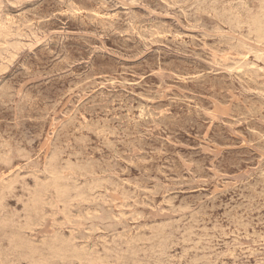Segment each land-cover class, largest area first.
Masks as SVG:
<instances>
[{
    "label": "rangeland",
    "instance_id": "374dc122",
    "mask_svg": "<svg viewBox=\"0 0 264 264\" xmlns=\"http://www.w3.org/2000/svg\"><path fill=\"white\" fill-rule=\"evenodd\" d=\"M263 3L0 0V264H264Z\"/></svg>",
    "mask_w": 264,
    "mask_h": 264
},
{
    "label": "bare ground",
    "instance_id": "6f19581e",
    "mask_svg": "<svg viewBox=\"0 0 264 264\" xmlns=\"http://www.w3.org/2000/svg\"><path fill=\"white\" fill-rule=\"evenodd\" d=\"M264 4V3H263ZM248 12V11H247ZM254 12V11H253ZM252 13V12H251ZM253 14V13H252ZM260 14V13H259ZM262 16V15H261ZM254 17H256V15L254 16ZM253 17V18H254ZM263 17V16H262ZM261 17V18H262ZM264 18V17H263ZM259 19V18H258ZM245 21V20H244ZM264 21V20H263ZM261 23V22H260ZM257 24V23H256ZM256 27V26H255ZM251 28V27H250ZM263 29V28H262ZM255 32V31H254ZM260 37V36H259ZM264 37V36H263ZM261 38V37H260ZM54 172V171H53ZM54 178V177H53ZM6 183V182H5ZM60 183V182H59ZM9 184V183H8ZM90 184V183H89ZM93 184V183H92ZM45 185V184H44ZM55 185V184H54ZM97 185V184H96ZM42 186H43V184H42ZM91 187H93V186H91ZM42 188V187H41ZM89 188V187H88ZM10 189V188H9ZM6 190V189H5ZM46 190V189H45ZM4 191V190H3ZM8 191H10V190H8ZM67 191V190H66ZM47 192V191H46ZM3 193V192H2ZM1 193V194H2ZM58 193V192H57ZM0 194V195H1ZM92 194V193H91ZM38 195H40V194H38ZM58 195V194H57ZM66 195V194H65ZM79 195V194H78ZM4 197V196H3ZM37 197V196H36ZM40 197V196H39ZM47 197V196H46ZM84 198V197H83ZM3 199V198H2ZM87 199V198H86ZM89 199H91V198H89ZM35 200V199H34ZM62 200V199H61ZM1 203V202H0ZM1 205V204H0ZM42 206V205H41ZM23 240V239H22ZM28 242V241H27ZM65 244V243H64ZM20 245V244H19ZM23 247H25V246H23ZM50 248V247H49ZM30 249V248H29ZM71 249V248H70ZM69 251V250H68ZM51 252V251H50Z\"/></svg>",
    "mask_w": 264,
    "mask_h": 264
}]
</instances>
